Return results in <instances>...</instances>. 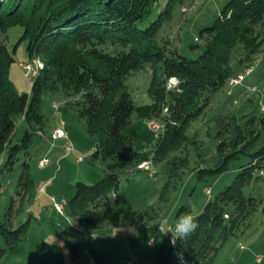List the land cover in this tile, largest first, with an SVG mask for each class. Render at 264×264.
<instances>
[{
  "label": "trees",
  "instance_id": "obj_1",
  "mask_svg": "<svg viewBox=\"0 0 264 264\" xmlns=\"http://www.w3.org/2000/svg\"><path fill=\"white\" fill-rule=\"evenodd\" d=\"M160 1L0 0V32L22 27L19 40L26 41L28 60L37 57L40 61L30 91L20 93L9 77L14 50L0 42V151L7 149L2 166L11 168L16 151L27 148L32 133L41 129L42 93L78 95V114L87 131L97 137L91 160H100L103 165L101 179L92 184L76 181L68 200L69 210L81 226L100 228L107 223L110 207L105 197L117 189L126 169H139L145 161H165L168 165L170 171L161 194L166 196L189 162L176 151L191 144L200 155L199 142L186 134V128L208 105L210 94L237 73L232 66L233 49L241 46V62L249 60L264 44L260 33L264 28V0H228L214 22L200 30L203 42L198 56L181 55L170 48L161 30L172 19L175 4L182 0H166L162 5ZM158 63L160 75L156 74ZM144 64L152 68L147 89L151 102L136 104L125 80ZM133 113L140 119L161 121L162 129L150 152H134L130 137L124 133ZM19 116L24 118L26 130L21 144L10 145ZM218 126L217 161L210 168L197 166L198 179L224 171L229 160L241 155H248L250 160L204 203L196 215L199 226L188 239L177 241L173 248L171 233L162 236L156 264H212L218 248L246 224L259 203L243 188L257 181L260 176L255 171L264 167V142L251 151L264 131V117L229 113L219 119ZM18 185L22 194L17 193L23 200L34 187L26 164ZM12 203L13 199L0 221L4 241L0 258L19 251L26 238L27 221L13 227ZM184 211L187 209L182 206L176 217ZM155 215L153 208L133 214L144 221ZM180 252L183 260L177 258Z\"/></svg>",
  "mask_w": 264,
  "mask_h": 264
},
{
  "label": "rangeland",
  "instance_id": "obj_2",
  "mask_svg": "<svg viewBox=\"0 0 264 264\" xmlns=\"http://www.w3.org/2000/svg\"><path fill=\"white\" fill-rule=\"evenodd\" d=\"M165 1L161 0V5ZM227 1L177 2L172 19L161 30L170 48L186 57L196 58L203 42L200 30L214 22ZM21 33L22 27L12 26L0 32V42H5L11 52L14 50L9 77L16 90L23 93L30 91L32 76H25L19 66V62L28 60L26 41L19 40ZM260 33L264 36V28ZM232 54V66L237 72L250 65L253 70L240 84L227 82L212 92L203 112L187 126L186 134L199 142L200 155L191 144H184L176 151V154L186 156L189 162L164 197L161 194L170 171L165 161H150L146 166L140 164L139 169H126L117 189L105 197L110 207L109 220L100 228L79 225L68 206L76 181L92 184L103 176L101 161L91 160L97 137L87 131L84 119L78 114V95L68 97L60 91L42 93L41 129L32 133L27 148L20 147L16 151L11 168L2 166L7 149L0 151V221L13 199V227L25 221L28 224L19 251L5 254L0 258V264H156V252L163 236L159 226L173 228L182 206L187 209L182 214L190 213L196 217L204 203L230 183L241 166L250 160L248 155H241L229 160L224 171L208 173L198 179L197 166L210 168L217 161L215 148L219 119L229 113L264 117V44L249 60L239 62L244 56L240 45L235 46ZM156 74H161L159 63ZM151 76L150 64H144L127 76L125 84L136 104L151 102L147 92ZM251 86H256V90H251ZM153 121L132 114L124 133L130 137L134 152H150L152 149L162 129L161 121L156 122L160 129L151 126ZM26 126L24 118L19 116L10 145L21 144ZM57 127L65 130L67 138L56 139L51 145L48 137ZM66 141H69L71 150L66 149ZM262 142L264 131L251 151ZM44 157L49 161L41 167L39 161ZM25 164L34 187L21 200L22 190L18 183ZM260 170L255 171L259 179L243 188L245 194L256 196L259 201L256 209L250 213L246 224L236 234L228 236L218 248L212 264H264V167ZM51 197L62 204L64 214L55 210ZM152 208L156 215L147 221L148 226L144 220L133 216L135 212ZM149 240L156 243L149 245ZM2 247L4 241L0 235Z\"/></svg>",
  "mask_w": 264,
  "mask_h": 264
},
{
  "label": "built area",
  "instance_id": "obj_3",
  "mask_svg": "<svg viewBox=\"0 0 264 264\" xmlns=\"http://www.w3.org/2000/svg\"><path fill=\"white\" fill-rule=\"evenodd\" d=\"M19 66L22 68V70L24 71L25 76H33L34 74L37 73V70L40 66V61L37 57H34L32 60H27V61H22L19 62ZM253 70V66H246L242 71H238L237 73H235L234 75H232L231 77H229V79L227 80L228 84L231 85H237L240 84L243 79L248 76ZM172 81V80H171ZM251 90H256V86H251L250 87ZM151 126L153 128L156 129H160V125L158 123H156L155 121L151 122ZM39 134L43 135V132L39 131ZM58 138H67L66 136V132L62 127H57L53 130V132H51L49 134L48 139L50 140L51 145L54 144V140L58 139ZM66 149L67 150H71V145L69 143V141H66ZM49 159L47 157L42 158L39 161V166H45L48 163ZM150 162V161H145L143 163H141L140 166H146V164ZM262 173V171H261ZM152 174V173H151ZM52 201H53V207L55 208V210L59 213V214H64L63 211V206L61 203L56 202L54 197H51ZM90 264H93L92 262H90Z\"/></svg>",
  "mask_w": 264,
  "mask_h": 264
},
{
  "label": "clouds",
  "instance_id": "obj_4",
  "mask_svg": "<svg viewBox=\"0 0 264 264\" xmlns=\"http://www.w3.org/2000/svg\"><path fill=\"white\" fill-rule=\"evenodd\" d=\"M143 223L148 226L147 221H143ZM198 223L196 221V217L191 215L190 213H184L178 217V219L175 221L173 228H165L159 226V231L163 235H167L168 233H171V239L170 244L175 248L177 241H183L188 239L198 228ZM155 240H149L148 244L153 245L155 244ZM177 258L180 260H183V253H176Z\"/></svg>",
  "mask_w": 264,
  "mask_h": 264
},
{
  "label": "crops",
  "instance_id": "obj_5",
  "mask_svg": "<svg viewBox=\"0 0 264 264\" xmlns=\"http://www.w3.org/2000/svg\"><path fill=\"white\" fill-rule=\"evenodd\" d=\"M62 139H64V138H58V140H62Z\"/></svg>",
  "mask_w": 264,
  "mask_h": 264
}]
</instances>
